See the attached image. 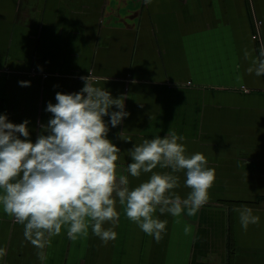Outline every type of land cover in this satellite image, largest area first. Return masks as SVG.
<instances>
[{"label":"crops","instance_id":"0c3cea01","mask_svg":"<svg viewBox=\"0 0 264 264\" xmlns=\"http://www.w3.org/2000/svg\"><path fill=\"white\" fill-rule=\"evenodd\" d=\"M262 51L264 0H0V112L16 123L30 118L33 140L51 115L46 102L90 74L126 94L130 115L108 133L121 151L175 130L188 153L202 152L215 168L205 205L161 215L160 241L117 203L115 241L102 244L91 230L72 240L65 230L52 237L46 264H264V75L247 71ZM129 159L122 155L119 168ZM147 175L129 176L130 187ZM241 207L257 217L243 231ZM23 230L0 209L3 264H40Z\"/></svg>","mask_w":264,"mask_h":264},{"label":"clouds","instance_id":"9594fccd","mask_svg":"<svg viewBox=\"0 0 264 264\" xmlns=\"http://www.w3.org/2000/svg\"><path fill=\"white\" fill-rule=\"evenodd\" d=\"M247 71L264 75V51ZM80 79L84 83L79 90L57 91L55 103L46 102L45 111L51 115L40 123L34 140L30 118L16 123L7 112H0V209L23 225L24 238L36 247L40 264H46L52 237L65 230L72 240L87 237L91 230L102 244L115 241L120 223L117 203L158 242L167 232L168 221L161 215L179 217L185 210L197 211L209 200L216 179L207 157L188 153L185 137L175 130L145 137L121 151L108 133L130 115L126 94L114 96L93 83L90 74ZM18 83L29 86L31 81ZM122 155L130 158L125 169L117 163ZM181 172L190 189L185 196L176 191ZM144 174L146 179L130 187L129 176ZM256 219L241 207L237 226L243 231ZM6 252L0 245V264Z\"/></svg>","mask_w":264,"mask_h":264},{"label":"built area","instance_id":"2783aa9c","mask_svg":"<svg viewBox=\"0 0 264 264\" xmlns=\"http://www.w3.org/2000/svg\"><path fill=\"white\" fill-rule=\"evenodd\" d=\"M260 25H261V23H260L259 21H256V24H255L256 30H257L258 28H260ZM256 30H255V32L252 34V39H254V40H258V39H259V38H258V33L256 32Z\"/></svg>","mask_w":264,"mask_h":264}]
</instances>
